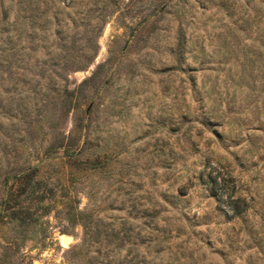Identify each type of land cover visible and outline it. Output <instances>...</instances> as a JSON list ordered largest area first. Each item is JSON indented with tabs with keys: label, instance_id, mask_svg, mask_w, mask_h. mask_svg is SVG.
Masks as SVG:
<instances>
[{
	"label": "rangeland",
	"instance_id": "1",
	"mask_svg": "<svg viewBox=\"0 0 264 264\" xmlns=\"http://www.w3.org/2000/svg\"><path fill=\"white\" fill-rule=\"evenodd\" d=\"M45 30L90 60L68 87L91 80L21 119L0 105V203L28 168L37 194L0 208V264H264V0H0L32 84Z\"/></svg>",
	"mask_w": 264,
	"mask_h": 264
},
{
	"label": "trees",
	"instance_id": "2",
	"mask_svg": "<svg viewBox=\"0 0 264 264\" xmlns=\"http://www.w3.org/2000/svg\"><path fill=\"white\" fill-rule=\"evenodd\" d=\"M46 11H48V7L46 8ZM53 19L55 22L54 32L59 34V30L61 28L59 21L60 18H58L56 15L55 17L53 16ZM44 23H48V18H46ZM44 28L45 27H43V29ZM48 39L49 35L45 30V44L43 46V56L45 58L40 60L39 70L37 74H35L37 75L38 79L34 82V84L30 83L28 79V76L32 74L30 73L32 67L29 66L28 61L25 58L26 56H30V52H25L24 47H18L14 42L9 43L8 47L3 48L0 46V77L5 74L7 77V83H10V86L6 89V92H9L13 89V93L7 96V100L0 98V105L5 109L7 116L10 118H12V116H14L13 118L18 117L19 119L26 117L28 115L27 109L29 107L38 109L39 105H42L46 102L52 104H64L67 101L70 102L71 97L76 96L75 102L77 103L79 95L83 93L81 89L82 86L91 80L90 78L85 79L77 87L70 89L67 85L68 72L73 68H87L90 60L89 58H78L72 60L68 58L66 54H63V52L69 53L71 50L70 47L62 42L63 39H58V42L55 43V47L53 49H51V47L54 45L52 46V44H48ZM62 81H64V83H61ZM15 90H17V93L14 92ZM50 93H54V95L50 96ZM15 96L18 97L16 98ZM14 105L15 107H18V111L13 114ZM85 131L86 125H83L82 140L75 150L72 152L65 150L63 152V154H65V156L68 158L66 163L71 167L78 168L79 163H83L78 157L83 153L86 145ZM85 169H87V166ZM213 173L214 170L206 175V184L209 190V195L214 198H218V176L217 174ZM31 175L30 168H28L26 171L20 172L17 175H14V178L17 180V185L24 187V192H19L20 188L16 189L14 186L8 187L7 198L2 200L0 203V208H2L5 213L7 212L6 215L9 217V221H12L13 219H20L16 216V214L18 215L23 209L28 211V208L31 207L28 205H30V203H32L34 199L37 198L36 189L34 187H31L30 189L28 188L30 184L29 177H31ZM21 193L26 194L29 204L23 207L21 206L20 202H16V206H11L10 203L12 197H19ZM83 229H85L86 233L88 230V225L84 224Z\"/></svg>",
	"mask_w": 264,
	"mask_h": 264
},
{
	"label": "water",
	"instance_id": "3",
	"mask_svg": "<svg viewBox=\"0 0 264 264\" xmlns=\"http://www.w3.org/2000/svg\"><path fill=\"white\" fill-rule=\"evenodd\" d=\"M63 241L65 244H68L69 242H71V238L70 237H64Z\"/></svg>",
	"mask_w": 264,
	"mask_h": 264
},
{
	"label": "bare ground",
	"instance_id": "4",
	"mask_svg": "<svg viewBox=\"0 0 264 264\" xmlns=\"http://www.w3.org/2000/svg\"><path fill=\"white\" fill-rule=\"evenodd\" d=\"M63 245H65V243L63 242Z\"/></svg>",
	"mask_w": 264,
	"mask_h": 264
}]
</instances>
